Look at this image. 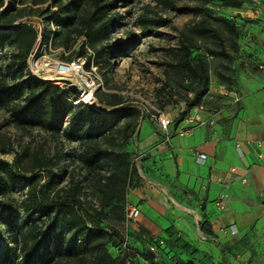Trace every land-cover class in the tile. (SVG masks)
Here are the masks:
<instances>
[{
	"label": "rangeland",
	"instance_id": "rangeland-1",
	"mask_svg": "<svg viewBox=\"0 0 264 264\" xmlns=\"http://www.w3.org/2000/svg\"><path fill=\"white\" fill-rule=\"evenodd\" d=\"M240 1L241 7L232 8L224 6V0H102L101 3H110V9L101 20L110 19V22L105 35L96 38L83 33L86 30L82 23V18L93 10V0H1L0 12L10 5L14 6L13 12L17 19L13 24L25 22L38 30V38L26 58L22 77L15 81L23 80L30 71L32 75L50 79L66 89L69 88L61 78L68 79L81 89L82 78L88 76L89 69L84 68L83 73L61 77L56 74L52 64L56 65L64 56L73 57L83 64L89 60V63L97 65L95 85L89 90L92 91L89 105L98 112L107 111L109 108L100 105L95 93H117L122 96L124 104L140 112L136 117L135 131L125 145L122 144L118 131L120 128L114 130V135L111 136L113 140L109 142L115 149L126 150L129 160L136 168L123 205L124 214L113 217L104 215L106 209L102 212L101 232L106 241L104 248L112 256L124 254L121 249L124 243L135 246L134 244L142 242V234L136 229L137 219L128 216L133 207L127 204L128 194L133 188L151 189L161 186L158 191L164 204L169 208L179 207L172 199L173 192L177 193L173 191L175 186L168 184L170 182L160 172V167L150 153L135 149V135L141 122L147 120L144 115L152 117L165 112L175 120L180 113H192L193 107L181 99L185 83L184 74L177 63L181 58L182 43L189 46L193 63L203 60L208 74L209 87L201 99L204 105L201 111L211 113L209 109L213 106V98H219L216 92L220 91L216 88L221 90L220 94L231 90L241 94L248 91L240 89L238 86L241 84L257 86L264 83V0ZM60 3L69 4L71 9L75 8L73 26L65 41V46L68 45L66 47L58 44V26L53 22ZM216 16H223L231 21L234 32L228 31ZM79 30L82 32L79 33ZM3 31L0 29V32ZM123 41H129V47L117 52L115 46ZM39 42L45 43L47 49L44 50ZM11 50L7 45L0 48V68L3 71L10 62ZM12 68L7 74L9 84L13 83V75H17L20 70L16 65ZM71 93L74 96H69L70 102L80 97L73 91ZM188 96L191 98L193 95L190 93ZM130 118L132 116L119 118V126ZM81 150L76 139L67 140L42 129L16 126L8 109L0 108V161L12 163L16 158L17 170L27 178L23 180L8 176L4 168L0 167V176L5 180L0 192V215H4L10 207L14 223L22 222L30 190H36L50 177L45 169L33 167L35 158L47 159L51 156H56L61 162L52 169L47 193L49 198L60 200L58 196L64 197V193L59 189L67 187L71 178L77 179L79 199L94 215L96 211L93 209L97 208L98 201L91 182L95 174L78 168L76 156ZM182 200V197L179 198V201ZM143 202L144 200H140L137 206L144 205ZM160 221H168L164 213ZM1 228L0 264H9L4 260L8 249L13 254L11 258L21 260V256L31 251V245L42 241L44 233L35 236L26 226L23 239L18 237L19 241L14 242L6 228ZM113 228L120 231L121 238L110 245L108 240ZM136 247H141L140 243ZM99 248L100 251L103 249ZM98 254L99 249H90L89 252L71 258L60 256L55 259L52 255L46 260H38L36 264H93ZM132 264L139 262L133 259Z\"/></svg>",
	"mask_w": 264,
	"mask_h": 264
},
{
	"label": "trees",
	"instance_id": "trees-1",
	"mask_svg": "<svg viewBox=\"0 0 264 264\" xmlns=\"http://www.w3.org/2000/svg\"><path fill=\"white\" fill-rule=\"evenodd\" d=\"M101 1L93 0V10L82 18L86 30L83 33H86L88 37L100 38L101 35H105L104 32L108 28L110 19L102 21L101 18L110 9V3H101ZM241 5L240 0H224L226 7L239 8ZM13 7L10 5L0 12V29L4 30L0 32V48L7 45L12 49L10 62L5 65L6 70L3 71L0 68V108L8 109L12 122L18 127L38 128L67 140L76 139L82 147L81 152L76 156L79 163L78 168H84L89 174H95L93 182L91 180L90 182L97 194L98 206L93 209L96 211L93 215L87 207L82 205L77 192L79 182L74 178L69 180L67 187L59 189L64 193V197L58 196L60 198L58 201L49 198L47 193L52 178V169L61 160L56 156L47 159L35 158L33 167H37L38 170L45 169L50 177L36 190H30L27 203L29 207H26L22 222L14 223L13 210L10 207L4 215H0V238L1 227H4L10 238L18 242V237L23 239L24 228L27 226L29 232L35 236L44 232L42 241L31 245V251L26 252L21 256V260L17 261L11 258L13 254L11 249H8L4 254V260L9 264H36L38 260H46L52 255L55 259L60 256L71 258L89 252L90 249H99L98 256L96 259L93 258V264H126V262L132 264L136 257H142L148 263L154 262V253L148 250L147 245L155 244L156 239H143L142 249H136L124 243L121 246L124 254L112 256L106 247L104 248L106 241L103 240L101 232L102 212L105 209L104 215L107 216L121 217L124 214L123 205L126 203L128 188L132 176L136 174V168L129 160L128 152L124 149H115L109 142L113 140L111 136L118 128H120L118 131L122 144L125 145L128 142L137 126L136 117L139 111L124 104L122 96L117 93H95L100 105L109 108L104 112H98L85 104L73 105L69 100L72 94L70 89L56 85L51 80H40L30 71L26 78L15 81L22 77V71L26 67V58L38 38V30L25 22L17 23L11 30L17 19ZM70 7L69 4L60 3L53 17V22L58 26L56 33V37L60 40L58 44L64 46L75 17V8ZM215 18L222 21L228 31L234 32L235 28L231 21L223 16ZM39 45L42 48L44 46V50L47 49L45 43L39 42ZM129 45V41H123L118 43L115 49L117 52H122ZM181 52V58L177 63L184 74L185 85L181 99L191 107L203 104L201 99L209 87L205 64L203 60H197L195 63L191 61L190 49L186 44L182 43ZM70 59L74 58L64 56L61 60ZM91 64L96 65L94 62L89 63L88 60L84 66L89 68ZM13 65L18 66L20 70L17 75H13V83L9 84L7 74L11 69L13 70ZM190 93L193 95L191 98L188 96ZM180 114L182 116L184 113ZM131 116L132 118L119 126V118ZM16 161V158L12 163L0 161V167L4 168L8 176L27 179L17 170ZM4 185L5 180L3 176H0V192ZM120 238V231L113 228L108 243L111 245ZM99 247L103 249L100 251ZM160 248L161 245L158 246V250Z\"/></svg>",
	"mask_w": 264,
	"mask_h": 264
},
{
	"label": "crops",
	"instance_id": "crops-1",
	"mask_svg": "<svg viewBox=\"0 0 264 264\" xmlns=\"http://www.w3.org/2000/svg\"><path fill=\"white\" fill-rule=\"evenodd\" d=\"M242 85L248 91L241 94L216 88L219 98L210 114L199 112V122H189V113L171 116L166 133L144 115L135 149L156 160L179 207L164 204L161 186L128 194L142 240H163L154 262L136 257L139 264H264V83ZM163 213L168 221H160Z\"/></svg>",
	"mask_w": 264,
	"mask_h": 264
},
{
	"label": "built area",
	"instance_id": "built-area-1",
	"mask_svg": "<svg viewBox=\"0 0 264 264\" xmlns=\"http://www.w3.org/2000/svg\"><path fill=\"white\" fill-rule=\"evenodd\" d=\"M96 67H97L96 65L91 64L90 67L87 68V69H89L87 72L88 76L82 78L83 79V82H82L83 86H81L82 87L81 88L82 93L80 94L79 98L77 97L76 100L74 99V101L71 102L73 105H80V104L87 105L88 104V106L92 107L91 104L89 105L90 101H86L90 98L84 99V96H91L92 97V91H89V90H92L93 86L95 85L94 79H96V77H95L96 76L95 71L97 69ZM84 68H85L84 64L80 63L77 59H70L67 61L57 62L55 65V72L57 75H60L62 77V76H69V75H72L74 73H83ZM89 93H90V95H88ZM71 95L74 96L73 93ZM90 100H92V98ZM203 109H204V105L201 103L193 106L192 113L189 114V116H188V121L191 123L199 122L200 118H199L198 113ZM152 117L157 121L159 129L166 133L169 125L172 122V117L165 112H159L158 114H156L155 116H152ZM204 157L205 156L203 154H199L198 156H196V161L202 162L204 160ZM224 198H225V194H221L218 197L217 204L220 205ZM136 214H137V211L135 209L131 208L128 216L133 218V217H135ZM162 244H163V240L158 238V239H156L155 244L150 243L147 245V248L150 252L155 254L158 252V246L162 245ZM165 257L170 258V255L165 254ZM126 264H128V262H126Z\"/></svg>",
	"mask_w": 264,
	"mask_h": 264
},
{
	"label": "water",
	"instance_id": "water-1",
	"mask_svg": "<svg viewBox=\"0 0 264 264\" xmlns=\"http://www.w3.org/2000/svg\"><path fill=\"white\" fill-rule=\"evenodd\" d=\"M17 23L13 24L11 27V30L13 29V27L16 25ZM36 78L40 79V80H50L44 77H39V76H35ZM62 82L65 83L67 85V87L72 90L74 93H76L77 95H80L82 93V90L79 89L75 84H73L70 80L65 79V78H61Z\"/></svg>",
	"mask_w": 264,
	"mask_h": 264
},
{
	"label": "bare ground",
	"instance_id": "bare-ground-1",
	"mask_svg": "<svg viewBox=\"0 0 264 264\" xmlns=\"http://www.w3.org/2000/svg\"><path fill=\"white\" fill-rule=\"evenodd\" d=\"M44 60H46V58H44ZM53 65V68L55 67V64H52ZM90 95V93L88 94ZM84 96V95H83ZM87 98H91L90 96H84V99H87ZM90 99L86 100V101H89Z\"/></svg>",
	"mask_w": 264,
	"mask_h": 264
}]
</instances>
